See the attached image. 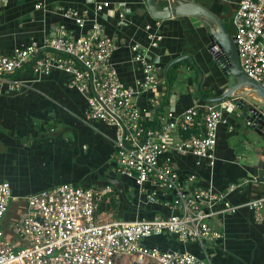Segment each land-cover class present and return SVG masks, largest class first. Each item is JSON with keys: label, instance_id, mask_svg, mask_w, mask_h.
I'll return each instance as SVG.
<instances>
[{"label": "crops", "instance_id": "crops-1", "mask_svg": "<svg viewBox=\"0 0 264 264\" xmlns=\"http://www.w3.org/2000/svg\"><path fill=\"white\" fill-rule=\"evenodd\" d=\"M198 1L234 32L232 17L240 0ZM104 2L111 6L97 14V5ZM38 5L41 8L38 9ZM73 9L81 13L88 11L84 29L67 18L66 13ZM121 12L125 14L122 22ZM95 21L103 25L106 35L116 45L111 63L125 86L137 90L143 79L142 64L134 60L131 51L133 45L145 47L147 60L157 67L159 88L136 97L149 124L154 125L167 112L181 118L188 109L209 106L197 92L199 73L191 60H183L177 67L173 64L166 74L168 65L178 58H194L205 74L203 91L213 89L220 95L229 85L216 63L211 67L210 62L214 60L208 51L207 29L201 19L176 17L155 21L145 0H8L0 3V56L11 55L14 49L33 43L43 45L62 31L73 37L85 35ZM147 26L151 27L150 31ZM150 35L161 38L159 48L150 49ZM16 76L27 88L16 94L0 95V172L7 171L5 175L0 174V183H10L12 204L19 212L7 215L0 228L10 230L17 222L26 209L27 197L64 183L99 191L110 187L113 192L105 196L109 201L114 193L107 178L110 173L121 179L127 195L130 188L134 193L130 204L120 202L117 212H98L101 220L138 221L170 216L173 194L151 184L140 189L134 180L118 174L114 143L118 128L105 122L85 121L87 97L71 87L69 75L54 71L47 77L35 76L30 64ZM155 99L160 101L158 106ZM223 116L227 124H221L218 130L214 167L193 155L168 152L165 157L172 158L183 180L192 174L196 176L189 190L211 188L227 195L231 205L240 206L264 195V154L255 143L259 139L256 134L237 124L231 115L223 112ZM191 131L203 136V127L199 125ZM187 134L174 131L167 141L178 144ZM232 185L237 188L229 192ZM153 192L157 197L150 201L148 193ZM222 208L221 205L214 208L216 215L210 224L223 233V238L205 243L204 249L199 244H180L174 236L151 237L144 244L163 251L191 253L200 259L206 257V252L212 264H264V226L255 223L253 214L245 208L235 214L220 213ZM131 263L128 258L119 262Z\"/></svg>", "mask_w": 264, "mask_h": 264}, {"label": "built area", "instance_id": "built-area-1", "mask_svg": "<svg viewBox=\"0 0 264 264\" xmlns=\"http://www.w3.org/2000/svg\"><path fill=\"white\" fill-rule=\"evenodd\" d=\"M8 0H0L7 3ZM111 6L104 2L96 7L99 14ZM37 8H41L40 5ZM80 28L88 22V11L66 13ZM124 21L125 14H119ZM233 37L245 74L264 86V0H240L232 17ZM150 31L151 27L147 26ZM150 49L159 48L161 38L150 35ZM115 43L106 35L103 25L93 22L85 35L73 37L62 31L43 45L36 43L16 48L11 55L0 56V95H12L26 89L16 74L27 65L35 76L47 77L54 71L70 76V85L87 97L85 121L105 122L118 128L114 141L117 172L134 180L143 189L151 184L173 194L168 217L136 221H103L98 214L99 203L113 192L82 188L64 183L26 198V209L10 230L0 228V264H119L131 259L132 264H212L208 254L200 259L182 251L150 248L144 241L151 237L174 236L180 244L217 242L223 233L211 226L220 213L235 214L245 208L255 223L264 226V195L240 206L227 201V195L213 189L195 188L194 174L185 180L177 172L170 152L179 156L193 155L212 168L217 161L216 146L221 124H227L223 111L209 105L196 119L199 110L188 109L176 117L162 114L156 123L148 120L136 101L139 94L155 91L160 86L157 67L147 60L145 47H131L134 60L143 67L138 89L125 86L111 59ZM156 106L160 104L154 100ZM196 125L203 127V136L191 135L178 144H170L168 136L181 130L189 133ZM264 189V180L262 182ZM237 187L232 185L228 191ZM155 201L157 194L148 193ZM14 200L10 183H0V223L6 218ZM8 231V232H7Z\"/></svg>", "mask_w": 264, "mask_h": 264}, {"label": "water", "instance_id": "water-1", "mask_svg": "<svg viewBox=\"0 0 264 264\" xmlns=\"http://www.w3.org/2000/svg\"><path fill=\"white\" fill-rule=\"evenodd\" d=\"M145 1L148 12L155 21H168L176 17H199L201 19L207 29L208 51L229 85L220 95L207 98L202 88L205 74L192 56L174 60L168 65L166 74L173 64L186 59L191 60L198 68L197 92L201 99L209 105L220 107L223 112L231 115L237 124L256 134L259 139L255 143L257 147H261L264 154V86L245 74L234 37L225 23L212 10L201 5L198 0ZM107 178L109 183L118 190L123 201L130 204L121 179L115 173H110Z\"/></svg>", "mask_w": 264, "mask_h": 264}, {"label": "trees", "instance_id": "trees-1", "mask_svg": "<svg viewBox=\"0 0 264 264\" xmlns=\"http://www.w3.org/2000/svg\"><path fill=\"white\" fill-rule=\"evenodd\" d=\"M210 64H211V67H213L214 65H215V62L214 61H211L210 62ZM175 67H177V66H179V63L178 64H175L174 65ZM194 69L197 71V74H198V68H195L194 67ZM172 79H173V77H172ZM171 78H170V84H173L172 82H173V80H172ZM198 81V80H197ZM172 86V85H171ZM210 92H208V90H204L203 91V93H204V95L207 97V98H214V97H216L217 95H216V93H214L213 91V89H211V90H209ZM212 91V92H211ZM206 113V109L205 108H202V109H199V112H198V114H199V116L197 117V121L198 122H200V123H202V116L204 115ZM194 134V131H190L187 135H186V137H190L191 135H193ZM106 198H108V197H105L104 199H103V201L99 204V208H98V212H104V211H108V212H110V211H115V212H117L118 210H119V207H120V202L121 201H123V200H121L122 199V197H121V199H120V193L118 192V190H116L115 188H114V193L112 194V195H110V199H109V201H106Z\"/></svg>", "mask_w": 264, "mask_h": 264}, {"label": "flooded vegetation", "instance_id": "flooded-vegetation-1", "mask_svg": "<svg viewBox=\"0 0 264 264\" xmlns=\"http://www.w3.org/2000/svg\"><path fill=\"white\" fill-rule=\"evenodd\" d=\"M231 33H232V32H231ZM232 35H233V33H232ZM24 206H25V205H24ZM16 208H17L16 205L12 204L11 207H10V209H9V212H8L7 215H8V216H9V215H12V216H13V215H15V214H18L19 209H18V208L16 209Z\"/></svg>", "mask_w": 264, "mask_h": 264}, {"label": "rangeland", "instance_id": "rangeland-1", "mask_svg": "<svg viewBox=\"0 0 264 264\" xmlns=\"http://www.w3.org/2000/svg\"><path fill=\"white\" fill-rule=\"evenodd\" d=\"M5 172H7V171H4V172H0V174H4L5 175ZM133 193H134V189H132V188H130L129 189V193H128V199H130L131 200V198L133 197ZM129 200V201H130ZM25 201V200H24ZM132 264V263H131Z\"/></svg>", "mask_w": 264, "mask_h": 264}]
</instances>
